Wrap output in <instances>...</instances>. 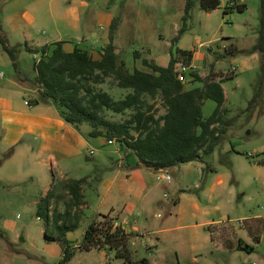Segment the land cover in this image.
Masks as SVG:
<instances>
[{
    "label": "rangeland",
    "instance_id": "374dc122",
    "mask_svg": "<svg viewBox=\"0 0 264 264\" xmlns=\"http://www.w3.org/2000/svg\"><path fill=\"white\" fill-rule=\"evenodd\" d=\"M10 1L0 0V23L12 5ZM17 1L24 6L23 12L37 10L36 0ZM34 1L35 5L30 6ZM67 1L63 0L62 6ZM81 1L89 2L92 8L110 10L121 18L115 43L128 65L144 68L141 60H151L153 56L161 65L169 64L172 50L176 48L173 40L184 24L188 0H127L119 5L116 0H77V3ZM240 4H246L247 8L239 10ZM49 5L50 2H46L39 10ZM227 9L230 12L226 13ZM87 12L85 17L90 15V11ZM261 20L262 0H222L221 7L213 11L203 9L201 0H195L187 21L188 30L178 45L196 51L197 69L203 77L215 73L213 77L221 80L224 76L227 95L224 107L226 118L232 121L226 138L205 161H192L166 170L171 175L170 181L159 179L160 173L148 170L150 183H160L161 202L140 222V231L131 240V261L116 257L114 250L107 247L77 250L65 264H246L253 260L264 264V164L260 163L264 159V99L249 108L264 76V60L258 52L219 57L233 45L240 51L252 49L259 39ZM58 26L62 35H50L49 22L40 21L38 27L28 30L26 35L2 27L8 43L18 49V63L28 75H32L34 59L25 49L26 43L37 46L34 42L48 38L78 43L87 36L84 30L73 31L64 18L58 19ZM94 26L90 38L83 40V47H89L96 37L98 45H103V36L109 28ZM136 51L140 56L137 59ZM134 60H137L135 64ZM0 74L4 75L0 76V82L15 74L11 59L1 45ZM201 85L196 83V86ZM101 87L116 97L121 94L119 89L107 84ZM217 106L215 100L208 99L204 105L205 117H210ZM108 116L123 118L111 112ZM84 127L89 124L84 123ZM99 139L92 138L94 153L85 154L87 163L76 166L74 176L90 175L96 180L107 175L113 179L118 168L112 167L110 162L107 167L99 159L109 155L126 162L123 152L113 151L119 144L101 147ZM8 154L0 148V231L3 232L0 264H62L60 244L45 239L44 220L36 214L37 202L45 192V181L25 175L29 162L26 158L12 162L7 160ZM129 156L136 158L135 154ZM85 191L90 206L84 209L80 226L71 232L74 245L80 242L90 220L98 214L101 201L96 185L86 187ZM178 197L180 202L175 206ZM101 212L107 214L109 209ZM228 239L235 243L239 240V246L226 248ZM247 246L253 250L245 248Z\"/></svg>",
    "mask_w": 264,
    "mask_h": 264
},
{
    "label": "trees",
    "instance_id": "16d2710c",
    "mask_svg": "<svg viewBox=\"0 0 264 264\" xmlns=\"http://www.w3.org/2000/svg\"><path fill=\"white\" fill-rule=\"evenodd\" d=\"M221 4L222 0H201L202 8L207 11L220 8ZM194 5L195 0H188L184 24L173 40V47L176 48H173L167 66L144 58V68H130L116 52L114 40L121 22L117 16L112 20L109 42L102 47V58L99 60H95L89 49L79 44L72 51H66L63 41L41 47L26 43L28 52L39 54V58L34 60L35 74L30 76L21 70L18 49L8 43L1 23L0 45L11 59L17 82L37 89L35 102L54 104L65 121L77 128L84 123L89 124V137L114 140L127 159L135 154L138 165L155 171L168 170L192 161H205V157L213 154L224 142L232 125V121L226 118L227 109L224 107L227 99L224 76L218 80L213 77L215 73L203 77L198 70H193L190 80L184 82L179 78L177 65H191L195 56L193 49L178 45L188 30L187 21ZM238 8L244 11L247 5L240 4ZM227 12L230 10L227 9ZM240 52H258L264 60V0L258 42L252 49L242 51L233 45L219 57L235 56ZM135 57H139V51H136ZM198 82L202 85L196 86ZM103 84L119 89L120 96L116 97L102 88ZM208 99L215 100L218 106L210 117H205L204 105ZM261 99H264V76L249 108ZM110 112L123 118H110ZM12 152L13 149H10L8 156ZM260 163L264 164V159ZM87 184L86 177L58 180L41 196L36 214L44 220L45 239L60 244L62 264L69 262L77 250L107 247L114 250L116 257L131 261V240L137 233L127 231L117 223L118 217L110 213L93 217L77 244L69 239L68 233L80 226L84 216ZM175 199L177 206L180 198ZM208 229L211 233L209 226ZM211 238L216 240L212 233ZM226 242L224 246L228 249L239 246V240L238 243L232 239ZM240 246L244 247L243 239Z\"/></svg>",
    "mask_w": 264,
    "mask_h": 264
},
{
    "label": "crops",
    "instance_id": "0c3cea01",
    "mask_svg": "<svg viewBox=\"0 0 264 264\" xmlns=\"http://www.w3.org/2000/svg\"><path fill=\"white\" fill-rule=\"evenodd\" d=\"M62 1L36 0L37 10L33 8V13H30L28 11H21L24 6L20 5V1L11 0L12 5H10L3 15L2 27L6 26L10 32H19L26 35L29 33L28 30H33L34 27L36 29L40 21L41 23L49 22L51 24L50 35H62L63 31L59 29L58 19L64 18V20L69 21L73 31L84 30L87 35L85 36L86 38H82L78 43L60 38H48L34 43L38 47H41L45 44L63 41V48L66 51H72L76 44L82 45L84 39L90 38L89 35L93 33L92 30L95 27L94 24L100 29L105 30L110 28L112 20L115 17L114 12L92 8L87 1L77 3V0H66L67 4L64 6H62ZM123 1L126 2L127 0H116V5L123 3ZM46 2H50L49 7L42 9V11L39 10L40 6ZM33 5H35V1L30 6ZM61 6L62 8H60ZM87 11H90V15L85 17V14H88ZM105 35V37L103 36V45H98L96 37L94 38L95 42L86 47L95 60L102 58V47L109 42V32ZM28 45L34 47V44ZM115 45L116 52L120 55L117 42ZM196 55L195 51L192 63L195 65ZM120 57L122 56L120 55ZM38 58L39 54L34 53L33 59L37 60ZM137 58L135 57V59ZM151 60L160 64L158 58L155 56ZM136 62L137 60H134L133 64ZM33 65L34 61L31 66L32 75L29 73L31 76L35 74ZM128 66L130 68L135 67V65ZM21 70L25 72L22 68ZM0 76L4 77L3 74H0ZM123 94H125V91ZM37 96V89L19 84L15 78V74L12 75V78L0 82V148L7 151L13 149L12 154L8 156L7 160L15 161L17 158H26L29 162L28 168L24 169L25 175L45 181V192L43 195L46 194L55 181L86 177L88 181L86 187L96 185L98 196L101 198L99 208L97 209L98 214H105L101 210L107 208L109 209L108 213L112 216H117V223L121 224L127 231L139 233L140 222L144 220V217H148L151 212H154L153 209L156 204L161 202L160 183L152 184L149 180L150 172L148 170L152 169L138 165L137 159L135 158L134 160L130 156L124 162L123 158L118 161L108 155L99 160L105 162L107 167L111 163L112 167L118 168L113 179L107 175L96 180L92 179L90 175L74 176L72 173L75 167L81 165V163H87L85 154L94 153L93 137L88 136L91 127L85 128L84 124H82L80 128H77L69 124L61 116V112L54 104L35 102ZM99 138L101 147L103 145L104 147L114 146L116 143H109L106 138L104 139L105 141L101 140L104 137ZM91 150H93V153L90 152ZM113 151L120 153L118 147L114 148ZM49 175L52 178H48ZM170 189H173L172 185ZM86 201L84 209L90 206V202ZM68 237L74 241L71 232L68 233Z\"/></svg>",
    "mask_w": 264,
    "mask_h": 264
},
{
    "label": "built area",
    "instance_id": "2783aa9c",
    "mask_svg": "<svg viewBox=\"0 0 264 264\" xmlns=\"http://www.w3.org/2000/svg\"><path fill=\"white\" fill-rule=\"evenodd\" d=\"M197 69V65L195 64H191V65H186L184 63H180L179 65H177V70L179 72V78L181 81H188L190 80V72ZM109 143H114V140H108ZM91 153H93V150L90 151ZM158 173H160L158 175L159 179H164V180H171V175L170 173H168L166 170H162L159 171ZM246 264H263L262 262L258 261V260H253L251 262H248Z\"/></svg>",
    "mask_w": 264,
    "mask_h": 264
},
{
    "label": "water",
    "instance_id": "95a60500",
    "mask_svg": "<svg viewBox=\"0 0 264 264\" xmlns=\"http://www.w3.org/2000/svg\"><path fill=\"white\" fill-rule=\"evenodd\" d=\"M245 248H248V246L247 247H245ZM253 250V249H252Z\"/></svg>",
    "mask_w": 264,
    "mask_h": 264
}]
</instances>
